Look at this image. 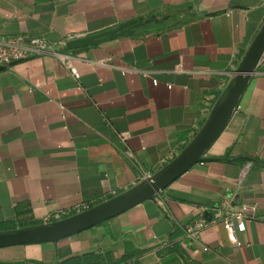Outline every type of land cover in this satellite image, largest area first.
I'll return each instance as SVG.
<instances>
[{"label": "crops", "instance_id": "crops-1", "mask_svg": "<svg viewBox=\"0 0 264 264\" xmlns=\"http://www.w3.org/2000/svg\"><path fill=\"white\" fill-rule=\"evenodd\" d=\"M150 16L167 17L64 47ZM263 21L264 0H0V36L61 47L0 70V225L94 205L162 167L204 123ZM205 157L91 227L0 247V264H264V60ZM225 202L255 207L240 245L219 222L185 234Z\"/></svg>", "mask_w": 264, "mask_h": 264}, {"label": "water", "instance_id": "water-1", "mask_svg": "<svg viewBox=\"0 0 264 264\" xmlns=\"http://www.w3.org/2000/svg\"><path fill=\"white\" fill-rule=\"evenodd\" d=\"M166 17L159 19L150 16L145 19L143 17L131 19L106 31L70 39L64 43V47L67 49L78 48L90 44H99L118 36L130 35L136 29L144 27L152 21L159 22ZM60 48V45L52 46L49 51H57ZM263 58L264 21L244 51L234 73L215 99L204 123L173 158L146 178L80 212L52 221L0 229V247L55 241L117 215L139 202L156 197L170 182L192 165L206 159V150L226 125L241 93ZM22 60L14 61L11 65ZM1 69H6V67L0 65Z\"/></svg>", "mask_w": 264, "mask_h": 264}, {"label": "built area", "instance_id": "built-area-1", "mask_svg": "<svg viewBox=\"0 0 264 264\" xmlns=\"http://www.w3.org/2000/svg\"><path fill=\"white\" fill-rule=\"evenodd\" d=\"M51 47L52 46H50L43 37L39 36L29 37L21 34L13 36H0V65L5 66L6 69L12 68L14 65H11V63L14 61L39 56L47 52H53L49 51V48ZM71 73L74 75L76 74L73 67H71ZM233 73L234 72H231L230 76ZM126 137L127 135L124 134L123 138ZM249 166V162L244 163L241 168L239 179L245 175ZM150 174L151 173L143 171L140 177L143 179ZM88 207V205H80L61 210L50 215L46 221L60 219L80 212ZM254 208V205L247 203H241L238 207H230L229 204L225 202L220 207H217L210 217L198 218L192 224L185 226V234L190 238H196L200 230L207 224L219 222L225 229L229 242L232 245H240L241 242L237 238V232L245 230V223L248 219L255 218L253 214Z\"/></svg>", "mask_w": 264, "mask_h": 264}, {"label": "trees", "instance_id": "trees-1", "mask_svg": "<svg viewBox=\"0 0 264 264\" xmlns=\"http://www.w3.org/2000/svg\"><path fill=\"white\" fill-rule=\"evenodd\" d=\"M96 204V203H95ZM90 206H92V205H90ZM89 206V207H90ZM26 226V225H25ZM8 228H15L14 226H12L11 224H3V225H0V229H8ZM85 260H86V262L88 261V259H97V258H99V257H97V256H95V255H92L91 253H89V254H86V255H84V257H83ZM78 260V259H77ZM75 263H79V261L77 262H75Z\"/></svg>", "mask_w": 264, "mask_h": 264}]
</instances>
